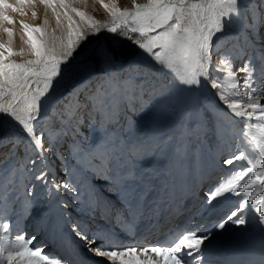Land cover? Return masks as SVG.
I'll return each mask as SVG.
<instances>
[{
    "label": "snow or ice",
    "instance_id": "1",
    "mask_svg": "<svg viewBox=\"0 0 264 264\" xmlns=\"http://www.w3.org/2000/svg\"><path fill=\"white\" fill-rule=\"evenodd\" d=\"M24 2L21 0V6ZM41 2L51 9L58 25L61 15L67 18V43L38 39L35 34L44 37L46 29L21 21L23 43L30 49L28 54L35 58L16 62L11 57L23 56L24 50L13 51V29H4L9 40L7 45L0 44V49H3L0 51V114L10 117L22 128L27 137L25 154L31 153L32 156L29 163L36 165L39 162L43 166L33 179L50 186V190L57 195H74L76 199L82 195L77 194L71 181H59L54 173L49 175L51 157L63 159L59 149L64 138L70 134L69 125L75 128L80 123L79 102L73 104L69 99L58 107L57 90L73 74L74 65L84 52L89 36L99 37L102 27L111 34L103 37L106 41H130L160 67L171 70L180 91L199 90L204 86L214 90L218 103L210 110L221 122L225 116L245 118L240 134L242 144H236L234 154L223 161L225 165L243 161L242 170H234L230 178L217 183L206 195L209 205L213 201L221 203L217 198L228 200V194L240 198L222 217L207 225L189 228L180 238L160 247L140 246L139 253L136 246L103 242L92 248L91 245L101 238H89L83 226L73 225L75 236L86 241L89 250L97 256L111 262L120 261V264H209L206 253L214 235L253 223L264 227V199H257L252 194L257 190L264 193V136L258 139L250 132L252 128H261L264 132V126L253 123V118L264 121V105L261 104V97H264V52L257 53L254 47H247L251 39L248 33L255 36L259 31L258 23L264 26V17L253 16L251 23L243 25L245 31L241 32L237 24L242 21L243 0H147L143 4L131 0V8L113 6L109 9L112 12L109 23L99 25L88 19L89 31L85 33L77 30L79 25L69 15L70 5L66 0ZM58 7L63 11H58ZM103 7L109 8L107 4ZM246 7L251 10L250 5ZM0 9L21 11L7 0H0ZM71 11L82 20L86 19L85 13L77 8L71 7ZM0 19L9 24L15 23L5 11H0ZM44 24L47 25L48 21L45 20ZM233 28L236 30L230 31ZM224 45L231 46L222 48ZM93 54L99 58L101 65L114 64L122 55L115 48L108 47L103 52L95 49ZM237 61L241 62L237 64ZM178 64L183 71L177 67ZM225 83L229 85L227 89L222 87ZM73 95L78 93L74 90ZM85 102L91 103L87 99ZM46 117L48 127L44 128L41 122ZM19 143L15 135L11 140L0 139V149H8L7 153H3L5 159L0 161V171H4L3 164L16 155ZM77 150L73 138L69 151L75 153ZM136 151V148L130 149V155H135ZM19 171V168L6 171L7 181L0 177V199L4 198L3 192L7 190L5 183L9 186L17 183ZM241 193L245 195L241 196ZM77 227L79 230H76ZM13 235L15 238L9 243L8 237ZM34 240L35 236L26 240L22 232H9V224L0 223V264H68L64 257L49 261L47 254L42 256L43 246L35 250L30 248ZM206 241L209 243L206 244ZM117 247L123 250H114ZM241 264H264V252Z\"/></svg>",
    "mask_w": 264,
    "mask_h": 264
},
{
    "label": "bare ground",
    "instance_id": "2",
    "mask_svg": "<svg viewBox=\"0 0 264 264\" xmlns=\"http://www.w3.org/2000/svg\"><path fill=\"white\" fill-rule=\"evenodd\" d=\"M36 1L37 4L40 3V0ZM263 1L259 4L261 2L251 0L244 2L243 0L245 6L241 8L242 21L237 24L241 32L245 31L243 27L245 23H251L249 20L251 21L253 16L264 17ZM248 2L252 7L250 11L246 7ZM14 5L18 7L16 3ZM131 6L127 4L128 8ZM65 30L64 41L67 43L68 28L66 27ZM77 30L85 32L80 26ZM230 31L233 30L230 29ZM105 35L111 34L104 30L97 39L89 36L86 46L89 55H92L95 49L102 50L105 46L104 42H107L103 38ZM248 35L251 39L247 47H254L257 53L264 52V26L255 36L251 32ZM46 39L59 44L56 36L50 32L46 35ZM228 86L225 88L227 89ZM202 90L207 102L200 101L189 109L188 97L193 96L195 90L181 91V100L171 130L170 153L167 158L161 157V160L154 163L148 164L151 152L149 144L152 142L150 135L162 111L154 120L139 123L140 125L137 121L134 128L137 127L138 130L132 133L131 142L128 143L127 131L133 128L132 123H129L130 118L135 111L143 107L138 108L135 103L127 102V107L122 114L124 124L120 126L126 134L118 133L117 142L113 146L104 145L105 141L94 136L83 138L82 142L87 141L82 155L85 162L80 167L77 166L75 156L69 151L68 145L73 138H79L78 134L82 129L69 127L70 134L64 138L59 149L63 153V159L51 157L49 175L54 173L57 180L63 181L66 175L64 170L71 169L73 173L77 170L72 178L76 182L74 185L77 194L82 193V195L79 199L69 194L57 195L54 190H50V186L46 187L33 179L35 174L43 170V166L39 162L36 165L26 162L29 166L19 171L17 183L10 186L5 183L7 190L3 192L4 198L0 199V217H3L0 223H8L9 232H22L26 240L29 236H35V240L29 247L35 250L36 247L43 246L41 255L47 254L49 261L64 257L68 264H85V258L89 257L105 264H120V261L111 262L90 251L87 242L75 236L73 225L83 226L88 231L89 238L93 236L101 238L91 245L92 248L103 242L119 246H136L139 253L140 246L160 247L163 239H167L170 243L180 238L189 228L207 225L222 217L239 202L240 198L228 194V200L217 198L221 203L213 201L212 205H215L213 207L208 204L206 195L217 183L230 178L234 170H242L243 161H235L234 165H225L223 161L234 154L236 144H242L240 134L244 129L245 118L225 116L221 122L213 115V110H210L214 109V105L218 103L214 90L207 86L202 87ZM138 95L143 98V96L151 95V91L147 89L145 93L139 92ZM261 104L264 105V97H261ZM88 107L89 103L82 102L80 114L83 113V117L89 112ZM201 107H204L203 121L200 118L202 113H198ZM218 115L222 114L218 113ZM200 120L202 122H198ZM253 123L264 126V121H255V118ZM117 127L118 124L113 125V129ZM196 127L203 128L204 133L197 135ZM187 130L190 131V135ZM250 132L258 139L264 136L261 128H252ZM9 135L10 133L5 137L0 136V139L11 140L12 136ZM18 136L21 143L27 145V137L22 129ZM181 139L183 148L179 150L178 145ZM133 148L137 151L135 155H130V149ZM7 151V148L0 149V161H3V153ZM2 167L4 170L7 169L6 165ZM223 172L224 174H221ZM125 173L127 175H123ZM0 177H3L5 181L8 180L5 171H0ZM204 184H209L206 191H203ZM252 194L257 199H264V193L258 190ZM187 207L191 208L190 211L184 213L174 224L176 217ZM76 230H79V227ZM255 233L264 234V227L253 223L233 227L214 235L206 253L207 261L217 262L223 257V247ZM4 235L8 234L4 233ZM152 237H155L154 240H151ZM14 238V235L9 236V243ZM201 247L203 248V245ZM114 250L123 249L117 247ZM140 258L143 259V257Z\"/></svg>",
    "mask_w": 264,
    "mask_h": 264
},
{
    "label": "rangeland",
    "instance_id": "3",
    "mask_svg": "<svg viewBox=\"0 0 264 264\" xmlns=\"http://www.w3.org/2000/svg\"><path fill=\"white\" fill-rule=\"evenodd\" d=\"M247 1L248 0L246 1L244 0V2ZM251 1L258 3L263 0H251ZM7 2L13 5L14 3H16L18 5L17 8H20L21 11L16 12L13 11L12 9H7V10L0 9V11H5V14L12 17V19L15 21L14 24H9L6 21L0 19V44L7 45L9 37L7 36V33L4 31V29L12 28L13 51L19 52L21 49H23L25 53L23 56L20 55L13 56L11 57V59L15 60L16 62H24L28 59L35 58L34 56L28 54L30 52V49L28 45L23 43L22 40L23 30L20 23L21 21L28 23L31 26L45 28L47 34L48 32H50L52 35L56 36L59 42L61 40L64 41L65 38L64 32H66L65 29L67 27L66 17L61 15L60 24L58 25L56 19L53 16V12L51 11V9L46 7L41 2V0L39 4H37L38 2L36 0H25L23 6H21V0H7ZM66 2L70 5L69 15L73 17L76 24L79 25L86 33L89 31V25L87 23L88 19L92 20L93 22L99 25H102L104 23H109L112 17V12L109 9H111L113 6L123 9L124 7H127L128 3L131 4V0H66ZM137 2L143 4L146 3L147 0H137ZM104 4H107L109 8L108 9L104 8L103 7ZM259 4H262V2ZM247 5H251V3L248 2ZM71 7H75L79 11L84 12L86 19L82 20L79 16L73 13L71 11ZM250 9H252L251 6ZM57 10L60 12L63 11L59 7ZM33 13H35V15H33ZM45 20L48 21L47 25L44 24ZM249 22L251 21L249 20ZM258 27L259 29H261L262 26H258ZM104 30L105 29L102 27L101 33ZM232 30L234 31L236 29L233 28ZM35 35H37L38 39L47 40L46 36L40 37L39 34H35ZM90 37L92 39H97V37H93V36ZM52 39L55 40L53 37ZM104 45L105 46H103L101 52H103V49L105 47H108L110 49L115 48L117 53H122V55L119 56L118 60L114 64L105 63L100 67L96 61L98 60L99 63H101L99 58H97L94 54L89 55L87 48H85L84 52L78 57L77 62L74 65V71L71 77L66 78V80L63 83V86L57 90V95L59 97V103L57 105L58 107H62L69 99L72 100L73 104L79 102L78 115H79V119L80 118L81 119L79 125L74 129L79 128V130L80 129L82 130L78 134L79 138H75L76 145L78 146V150L75 153H73L75 156V161L77 163V166L80 167V165L85 162L82 159V155L84 153L85 150L84 146L87 141L84 140L82 142L83 138L85 139L90 136L91 137L94 136L97 139L105 141V143H103L104 145L111 144L113 146L114 143L117 142L116 135L118 133L123 132V134H126V131H123L122 127L120 126L124 124V121L122 120L123 117L122 114H123V110L126 109L127 105L122 109L120 108L118 114L117 113V110L119 108L118 103L121 102V96H123V99H128L129 97H131L133 91L130 90L129 86H127V82H129L130 78L132 77L136 78L135 77L136 73L140 75L139 70L140 67L143 65L151 68V71L141 78L142 79L141 83L149 84L150 81H153L150 84L152 87H157L155 85L159 83L160 86H162L163 88H159V89L154 88L153 98L143 101L144 104L147 105V107L143 109L141 108L142 110L141 109L137 110L135 111V113L132 114L129 123H132L133 128L127 131V137H128L127 142L128 143L131 142L130 137L132 133L138 130L137 127L134 128L135 123L137 121H138V125H140L139 123L142 122H149V120H151L152 118L153 119L156 118L162 111L161 115L158 116L155 127L153 128L154 132L152 133V139L155 138L156 141H154L155 145L152 142L149 144V147H151V152H150V157L148 159L149 160L148 164L154 163L157 160H161V157L167 158L171 150L172 141L170 140V137H166V135L171 134V130L174 126L175 116L177 115L176 112L180 101V92H178L179 88L175 84V80L173 79L174 73L169 69L160 67L154 61H152L151 57L147 53H144L143 50H139L130 41L123 40L117 42L116 40H109L107 42H104ZM81 46H83V44ZM223 47H230V45H224L222 46V48ZM0 51H3V49H0ZM125 63L129 65H126ZM238 63L239 62L237 61V64ZM177 67L180 69V71H182L181 65L178 64ZM156 71L159 72L160 74H155V76L152 77L151 74L155 73ZM162 72L166 74H171L172 78L170 83H165L164 85H161L162 81H165L163 79L164 75L161 74ZM117 73H120L122 76H125L124 86L128 88L125 89L123 92L119 91L118 88L119 82L115 79V74ZM227 85L228 84L225 83L222 85V87H226ZM74 90L76 93H78V95H73ZM86 99L91 103H89V107L87 108L89 112L87 113V115H85V117H83L82 116L83 113L80 114V112H82L81 111L82 102H85ZM112 100H117V104L113 105V107L111 108V110L114 111L112 112V115H110V108L106 105V103ZM132 101H137V100H131L129 102ZM200 101L201 103L207 102L206 98L204 97L202 88L193 91V96L188 97V103H187L188 109L191 106H193V104L195 103L197 104ZM136 106H138V108L141 107L140 104H136ZM203 109L204 107H201L199 109V112L197 111L198 113H202L200 114L201 116L200 118L202 121L204 119ZM47 119L48 118L46 117L45 120L41 122L44 128L48 127ZM201 120L198 122H202ZM115 124H118V127L113 129V125ZM69 127L73 128L72 125L71 126L69 125ZM21 129L22 128L17 123L13 122V120L10 117L0 114L1 137H5V135H8L10 133L9 136L13 137L16 134L15 136L20 138L18 136V133ZM202 129L203 128L197 129L196 127V131H197L196 134L198 135V133H202V132L204 133ZM9 130L11 131L9 132ZM187 133L190 135V131L187 130ZM181 146H183L182 139L179 141V145H178L179 150L183 148ZM25 148H26V144L21 143L20 141L19 147L16 150V155L13 156L11 159H9L7 163L3 164V166L4 165L7 166V169L4 170L5 173L6 171L14 168H19L20 170H23L29 166V164L26 162H29L32 156L31 153L27 155L25 154ZM4 159L5 157L3 158V160ZM76 171H74L73 173L71 169H69L68 171L64 170L66 175H65V180L63 181H71L73 184L74 183L76 184V182L73 181L74 178H72V175L75 176ZM221 174H224V172ZM208 186L209 184H204L203 191H206Z\"/></svg>",
    "mask_w": 264,
    "mask_h": 264
},
{
    "label": "crops",
    "instance_id": "4",
    "mask_svg": "<svg viewBox=\"0 0 264 264\" xmlns=\"http://www.w3.org/2000/svg\"><path fill=\"white\" fill-rule=\"evenodd\" d=\"M97 61V63L99 64V66L101 67L102 65H101V63H99V61L98 60H96ZM149 67H147V66H145V65H143V66H141L140 67V70H139V73H141V75L142 76H144V75H146L148 72H150L151 70V68H149ZM147 69V70H146ZM127 86H131V83H130V81L129 82H127Z\"/></svg>",
    "mask_w": 264,
    "mask_h": 264
}]
</instances>
